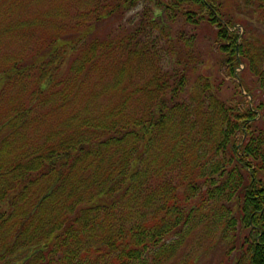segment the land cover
I'll return each instance as SVG.
<instances>
[{"label":"trees","instance_id":"1","mask_svg":"<svg viewBox=\"0 0 264 264\" xmlns=\"http://www.w3.org/2000/svg\"><path fill=\"white\" fill-rule=\"evenodd\" d=\"M137 1L0 0V264H193L197 230L264 264V0Z\"/></svg>","mask_w":264,"mask_h":264},{"label":"rangeland","instance_id":"2","mask_svg":"<svg viewBox=\"0 0 264 264\" xmlns=\"http://www.w3.org/2000/svg\"><path fill=\"white\" fill-rule=\"evenodd\" d=\"M231 1V0H229ZM159 6L165 4V0L159 1ZM147 8L146 10H144ZM151 9V10H150ZM159 7L156 6V0H139L137 1V6H132L124 14L122 23H136L141 21L142 15L145 11L151 16L158 10ZM186 9V8H185ZM175 19L166 18L165 13H163L159 18L155 19L158 29L155 30L159 32L165 31L164 36L168 38H174L173 33L179 31L178 34H182L183 41L179 43V49L185 52V42L189 40L191 35H194L189 41L193 48L196 47V59L197 62L194 63L196 70L199 74H202L211 79L217 80L221 91L225 94H221L223 98L230 96L233 93L232 82L230 78L225 73L223 67L218 65V52L213 47L210 36L206 33L207 28L202 24L199 29L192 30V26H186L181 23V16L176 13ZM196 34V36H195ZM173 35V36H172ZM243 69V66H242ZM247 77V73L244 76V80ZM252 85V84H251ZM191 94V93H189ZM250 99V97H247ZM185 259H191L193 264H248L245 257L241 258L236 251H228L227 245L225 246L222 242H212L210 237H206L204 240H198V230L183 243L176 252L175 261L182 262Z\"/></svg>","mask_w":264,"mask_h":264}]
</instances>
